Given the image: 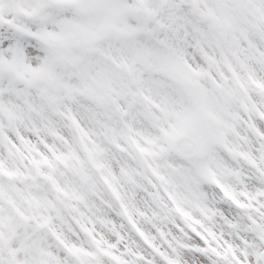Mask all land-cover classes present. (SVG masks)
<instances>
[{
  "label": "snow or ice",
  "instance_id": "1",
  "mask_svg": "<svg viewBox=\"0 0 264 264\" xmlns=\"http://www.w3.org/2000/svg\"><path fill=\"white\" fill-rule=\"evenodd\" d=\"M0 264H264V0H0Z\"/></svg>",
  "mask_w": 264,
  "mask_h": 264
}]
</instances>
